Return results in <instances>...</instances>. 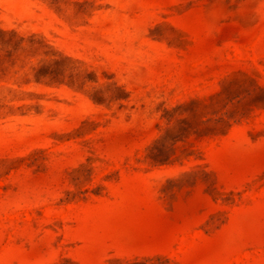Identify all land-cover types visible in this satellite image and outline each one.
Segmentation results:
<instances>
[{"label": "rangeland", "instance_id": "1", "mask_svg": "<svg viewBox=\"0 0 264 264\" xmlns=\"http://www.w3.org/2000/svg\"><path fill=\"white\" fill-rule=\"evenodd\" d=\"M0 264H264V0H0Z\"/></svg>", "mask_w": 264, "mask_h": 264}]
</instances>
